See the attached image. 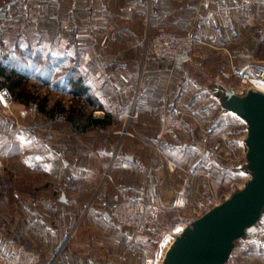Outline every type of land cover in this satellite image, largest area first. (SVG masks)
Wrapping results in <instances>:
<instances>
[{"label":"crops","instance_id":"obj_1","mask_svg":"<svg viewBox=\"0 0 264 264\" xmlns=\"http://www.w3.org/2000/svg\"><path fill=\"white\" fill-rule=\"evenodd\" d=\"M20 1L0 0V14H18ZM24 1L40 2L47 16V0ZM76 1L78 15L107 17L108 27L102 30L107 36L93 23L90 31L115 49L108 80L117 87L114 95L126 96V107L95 108L98 115L84 125L86 136L71 137L62 122L42 114L28 119L34 130L0 128L6 166L0 174V255L15 241L39 252L41 264H157L167 243L226 192L222 174L207 176L214 172L215 138L224 137L221 115L209 104H190L189 93L178 92L179 73L169 69L186 64L196 69L188 77L196 88L199 80L230 79L234 66L263 63L264 0ZM81 22L87 25L85 19ZM160 30L192 31L199 42L190 59L179 60L181 65L152 58L139 77L145 39ZM134 85L140 90L133 119L124 120L134 101ZM162 109L184 115L185 126L158 141ZM106 172L111 179L105 178ZM143 185L152 223L136 235L112 219L109 205L119 190L138 196ZM130 245L138 251L122 260ZM247 252L245 264H264V247Z\"/></svg>","mask_w":264,"mask_h":264},{"label":"rangeland","instance_id":"obj_2","mask_svg":"<svg viewBox=\"0 0 264 264\" xmlns=\"http://www.w3.org/2000/svg\"><path fill=\"white\" fill-rule=\"evenodd\" d=\"M19 3L20 9L18 14H0V49L3 47V43L9 47L14 44L17 38L21 37L25 41H40L43 48H45L46 51H51L54 55H71L74 60L72 62L73 64H76L77 59L80 60L79 67L81 71L90 73V83L93 91L98 96L99 103L103 107L109 106L112 107L113 110L115 107L117 108V106H120V109L126 107L124 106L126 96L119 95V97H117L116 94L114 95L117 87L114 88L112 85H115V83L108 80V76L111 74L113 66L115 65L112 63L115 55H117L115 49L106 47L104 41L99 38V34L95 37L93 32L90 31L92 27L91 23L99 26L100 32L104 27L107 28V17H100L99 15L95 17H82L78 15V2L76 0H47V8L45 9L47 16L43 15L42 12L44 11L42 10L40 2H36L34 5L32 1L25 2L21 0ZM61 14H64V16ZM82 18L85 19V23L87 22L85 27H83L84 24L81 22L83 20ZM89 20L93 22H89ZM58 22H61L62 32H56V30L52 31V28L58 29ZM74 27L79 29L76 36L77 42H72L71 39L67 37L66 33H64ZM108 34L109 33L104 31L101 32L102 37ZM143 54V61L138 65V70L136 72L139 77H143V73L148 71L149 63L152 61L151 59L154 58L151 54L146 52V47H144ZM169 70L172 73H179V78L181 79V85L179 86L182 87V90L179 89L178 92L180 93V91H182L185 94L188 92L190 95V104L194 101L201 105L209 104L215 109V115L217 113L221 115L219 122H223L224 127L220 132L224 133V137L220 134V136L215 138V142L213 143V150L215 153L211 161L214 172L212 173V171H209L207 176L211 179L215 174L223 175V185L224 189H226L224 194L225 199L231 195L232 183L243 182L242 176H238L237 173L244 172L239 168V165L245 161V145L243 139L246 136L247 128L246 123L237 115L224 112L219 98L214 94V86L216 83H222L229 87H235L238 91H242L248 87L236 78L233 69L230 79L199 80L196 81V83L197 86L200 87L196 88L188 82V77L190 74H196V69L190 68V66L186 64L180 70L173 67ZM64 73L65 72L58 71L57 75H54V79ZM11 76L16 80L21 79V84L14 89L7 85L3 86L9 87L14 93L16 99L14 105L15 111L20 113L22 110L29 108L32 104H37L39 108V113L36 116L29 115L21 118L24 124L31 126L27 123L28 119L35 118L39 114H42V118L55 120L57 115L62 113L66 118V122L62 123L68 127L71 137L78 133L86 136L85 133L89 130L85 129L84 125L91 121L92 116L98 115V112L95 111L94 106L88 104L85 97L75 95L63 87L55 86L53 82L47 83L32 72L20 70L13 72ZM139 90L140 85L138 90L135 85L133 86L134 101L128 104L127 113L122 116L124 120L133 119V116L129 114H133L135 100L139 95ZM178 92L176 91V94ZM18 94H21L20 96L24 100L23 102L18 98ZM193 95H195L194 99L191 98ZM117 98L121 100L120 103ZM17 103H21V105H17ZM188 117L194 120L191 116L186 115L187 119ZM90 130L92 131V129ZM91 131L89 134L92 133ZM120 149L121 145L119 146L118 152ZM107 173L108 172H106L105 178H107ZM208 185L211 186L212 184L209 183ZM257 246L264 247V224L255 232V235L250 238H241L235 241L233 252L225 264H245V255L248 253L247 250L249 251ZM164 250L165 249H163V252ZM163 256L164 253L159 256L157 264L162 263L161 260Z\"/></svg>","mask_w":264,"mask_h":264},{"label":"water","instance_id":"obj_3","mask_svg":"<svg viewBox=\"0 0 264 264\" xmlns=\"http://www.w3.org/2000/svg\"><path fill=\"white\" fill-rule=\"evenodd\" d=\"M214 94L224 112L246 123L245 161L239 168L248 179L243 187L190 221L176 235L161 264H225L235 241L250 238L264 224V91L254 87L238 91L216 83ZM62 199H66L65 192Z\"/></svg>","mask_w":264,"mask_h":264},{"label":"built area","instance_id":"obj_4","mask_svg":"<svg viewBox=\"0 0 264 264\" xmlns=\"http://www.w3.org/2000/svg\"><path fill=\"white\" fill-rule=\"evenodd\" d=\"M199 42L198 37L192 31L176 32L172 30H160L155 33H148L145 42L146 52L152 57L161 60H188L193 55ZM234 74L247 87L264 86V62L258 64L246 63L233 67ZM15 96L9 87L0 88V128L16 125L19 130L31 131L36 129L21 121V118L29 115L36 116L39 113L37 104H32L29 108L17 113L14 109ZM54 121L66 122L62 113L58 114ZM185 126L184 115L173 114L162 109L160 112L159 128L156 132V139L163 141L167 136L183 130ZM158 149L161 146L158 145ZM0 150V173L6 169ZM118 155V153H117ZM116 155V156H117ZM242 176L243 182L232 183L231 193L244 186L248 175L238 172ZM107 178L111 179L110 173ZM109 213L118 224L132 228L136 235L145 233L152 223V210L146 201V185L140 189L138 196L126 190H119L112 196L109 205ZM10 247L0 255V264H41V254L25 244L11 241ZM138 250L134 245H130L123 253L121 259H127V253H136Z\"/></svg>","mask_w":264,"mask_h":264},{"label":"trees","instance_id":"obj_5","mask_svg":"<svg viewBox=\"0 0 264 264\" xmlns=\"http://www.w3.org/2000/svg\"><path fill=\"white\" fill-rule=\"evenodd\" d=\"M57 25L58 29L52 28V31L62 32L61 22H58ZM70 30L64 33L72 42H77V27ZM40 43V41H25L19 37L9 47L5 43L2 44L3 47L0 49V88L7 85L14 89L21 84V79L16 80L11 76L13 72L20 70L32 72L47 83L53 82L55 86L63 87L75 95L85 97L88 104L94 108H103L90 83V73L81 71L79 67L80 60L77 59L76 64H73L74 60L71 55H54L51 51H46ZM173 62L174 64L179 63L178 60ZM58 71L65 73L54 79V75H57ZM20 95L18 94V98L23 100ZM94 120L105 125L110 122L106 118H94Z\"/></svg>","mask_w":264,"mask_h":264},{"label":"bare ground","instance_id":"obj_6","mask_svg":"<svg viewBox=\"0 0 264 264\" xmlns=\"http://www.w3.org/2000/svg\"><path fill=\"white\" fill-rule=\"evenodd\" d=\"M254 88H258V89L264 91V86H263V85H258L257 87H254ZM129 115L132 116V113L129 114ZM127 123H128V122H127ZM168 238H169V237H168ZM170 240H171V239H170ZM170 244H171V243H167L166 248H165V252H164V256H165V253H166L167 249L169 248ZM164 256H163V258H164ZM163 258H162L161 261H163Z\"/></svg>","mask_w":264,"mask_h":264}]
</instances>
